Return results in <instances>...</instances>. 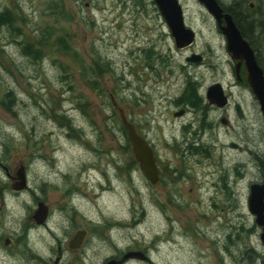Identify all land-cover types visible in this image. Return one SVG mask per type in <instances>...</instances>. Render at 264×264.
<instances>
[{
  "label": "rangeland",
  "instance_id": "1",
  "mask_svg": "<svg viewBox=\"0 0 264 264\" xmlns=\"http://www.w3.org/2000/svg\"><path fill=\"white\" fill-rule=\"evenodd\" d=\"M236 1L245 2L218 0L224 8ZM179 3L195 33L182 49L152 0H0V12L19 15L13 30L0 27V98L12 90L16 100L13 114L0 107V264H79V258L102 264L127 250L142 251L153 264H211L214 250L230 247L229 234L233 253L250 248L264 255L260 228L246 208L249 185L260 175L251 159L216 150L219 176L205 178L208 168L195 160L182 168L167 147L182 123L193 119V131L202 123L200 112L175 120L168 103L193 82L201 90L216 82L243 109V119L232 118L233 142L248 138L264 154V121L245 85L244 65L234 90L233 59L216 21L198 0ZM252 3L255 10L246 15L263 25L245 29L246 39L264 64V8ZM24 38L42 50L41 59L21 53L17 42ZM192 54L202 64L186 62ZM110 95L181 177L171 180L163 171L166 183L146 181ZM21 166L26 188L14 191ZM227 171L232 190L223 191L219 179L226 181ZM37 202L48 208L40 226L31 218ZM81 230L87 232L83 245L72 253L69 239Z\"/></svg>",
  "mask_w": 264,
  "mask_h": 264
},
{
  "label": "flooded vegetation",
  "instance_id": "2",
  "mask_svg": "<svg viewBox=\"0 0 264 264\" xmlns=\"http://www.w3.org/2000/svg\"><path fill=\"white\" fill-rule=\"evenodd\" d=\"M252 8V7H251ZM244 38V37H243ZM245 39V38H244ZM249 42V41H248ZM251 49L254 52L255 59L257 61V64L263 71L264 76V64L260 61L261 56L258 55L257 51L254 49V42L251 40L249 42ZM232 58V57H231ZM187 59V58H186ZM187 62V60H186ZM190 63V62H189ZM164 65V63H162ZM196 64H202V58L201 62ZM243 62L239 63L238 59L233 58V89L235 90L239 84L243 80ZM245 67V65H244ZM246 72V68H245ZM246 81V75L244 77ZM196 83L193 82L194 87L192 89H186L184 88L182 92L179 94V96L172 98L171 102H169V106L167 107L169 110H171V116L176 119H184L191 115H196V113L200 112V116L202 114V123L198 122L199 125L197 126V130L193 131L194 126V120L192 119L190 122L182 123L180 125V136L177 138L176 136H173L172 140L173 142L167 144L168 149L170 151H174L176 155H179L181 157V160L183 164L181 165L182 168L187 169L188 161L195 160L199 165L205 166V168H208L206 171L207 174H204V177H208L209 175L218 174L219 176V169L217 170V167H221L222 163L220 162V165H216L214 158H215V152L216 150H223V153H226V150H229L231 152L236 151L242 154H246L250 159L253 165L257 168L260 175L258 176V179L255 181V183L252 184H261L264 182V154L260 153L259 151H256L253 149L251 142L246 140L248 138L244 137L243 142H233V116L237 117L238 119L244 118V113L241 105L237 102V100L233 97L230 91L223 88V84L221 83H212L210 84L206 89L201 90L198 88ZM214 84H220L222 86L223 95L226 98V104L224 106H219L217 104H212L207 98L208 88ZM250 92L252 93L248 83L245 84ZM253 95V93H252ZM254 97V95H253ZM255 99V97H254ZM168 100V99H167ZM256 100V99H255ZM143 97L140 98L139 104L142 103ZM257 101V100H256ZM239 104L242 110V117L239 118L236 113V105ZM258 104V102H257ZM259 106V104H258ZM260 111V109H259ZM261 113V112H260ZM180 114V115H178ZM262 116V115H261ZM135 125V124H134ZM136 128V126H135ZM221 129H225V131H222ZM137 131V129H136ZM138 133V131H137ZM139 134V133H138ZM141 135V134H139ZM142 136V135H141ZM143 137V136H142ZM222 138H225L227 141H223ZM147 141V140H146ZM148 142V141H147ZM226 142V143H225ZM149 143V142H148ZM233 145H236V147H233ZM149 146L151 148L153 158L155 161V166L159 172L158 175V181L155 184L150 183L151 185H157L158 183H166L167 180L164 179L163 171H166L169 175L172 176L171 180L174 176L181 177L182 173L179 172L178 169L170 170L169 163L164 161L159 154V145L157 144H150ZM254 155L259 159V162L257 159H255ZM221 158V154H220ZM223 161V159H222ZM163 166V167H162ZM190 169V168H189ZM6 170V169H5ZM141 172V171H140ZM193 172H191L192 174ZM6 175L9 176L8 171L6 170ZM227 180L224 181L223 178L219 179V186L218 188L224 190H232V183H230V180L232 179V173L230 171L226 172ZM145 178V177H144ZM146 179V178H145ZM147 181V179H146ZM213 183H215V180L211 179ZM218 183V182H217ZM222 183V184H220ZM249 185V186H250ZM176 203V202H175ZM174 203V204H175ZM169 204H173V201H169ZM213 205H216L213 203ZM116 222H114L115 224ZM118 224V223H116ZM120 227V226H119ZM85 231V230H82ZM87 232L85 231V236ZM85 236L83 237L82 243L79 248H70L69 242H68V249L72 253H77L78 250L83 245ZM228 239L230 240V247L223 248V249H216L214 250L215 253H213V256L216 255L217 259L211 260V262H215V264H264V255H259L254 249L247 248L249 250H246L244 253H233L232 248V241H231V234H229ZM72 238V237H71ZM70 238V239H71ZM69 239V241H70ZM11 242V241H10ZM133 251H139L143 253L140 250H127L121 254L120 257L118 256H111L103 260L102 264H105L109 260L113 261H119L122 259V256L127 252H133ZM144 254V253H143ZM145 256V254H144ZM206 256V255H205ZM146 258L148 256H145ZM207 261H210V257L206 258ZM140 259H128L125 260L121 264H127L132 261H139ZM58 261V258L56 259ZM140 261H146L148 264H153L149 257L146 260H140ZM57 263V262H56ZM55 263V264H56ZM211 263V264H212ZM79 264H84L83 260L79 258ZM210 264V263H209Z\"/></svg>",
  "mask_w": 264,
  "mask_h": 264
},
{
  "label": "water",
  "instance_id": "3",
  "mask_svg": "<svg viewBox=\"0 0 264 264\" xmlns=\"http://www.w3.org/2000/svg\"><path fill=\"white\" fill-rule=\"evenodd\" d=\"M157 8L160 17L164 20L168 28L174 45L177 49L190 46L195 40V33L191 28L186 27L183 9L179 0H152ZM204 6L208 14L216 21L222 35L226 39V49L231 53L232 59H238L243 62L246 68V82L248 83L255 99L259 104V109L264 121V76L263 71L257 64L253 50L249 43L243 38L240 30L234 23L229 13H223L218 0H198ZM224 22V25H222ZM187 62L199 63L201 57L192 54ZM207 98L212 104L224 106L226 98L223 95L222 86L214 84L208 88ZM113 108L119 115L120 123L126 132V137L131 146L134 160L143 176L152 184L158 181L159 172L155 166V161L150 146L146 140L137 133L135 125L131 123L124 110L120 108L114 97L110 95ZM236 113L239 118L242 117V110L239 104L236 105ZM180 115V114H178ZM235 147V145H233ZM255 159H259L254 155ZM260 164V162H259ZM17 181L12 185L14 191H22L26 188V178L24 167L21 166L16 173ZM36 210L31 218L36 225H44L48 217V208L43 202H37ZM246 208L251 216L254 217V223L260 228V241L264 245V182L261 184H252L249 186V194L246 198ZM85 231H77L69 241L70 248H79ZM146 260L147 258L139 251L127 252L119 261L109 260L105 264H121L128 259Z\"/></svg>",
  "mask_w": 264,
  "mask_h": 264
},
{
  "label": "trees",
  "instance_id": "4",
  "mask_svg": "<svg viewBox=\"0 0 264 264\" xmlns=\"http://www.w3.org/2000/svg\"><path fill=\"white\" fill-rule=\"evenodd\" d=\"M244 1L245 2L243 4L240 1H236L235 6L233 4L231 7L229 6L226 8H224L225 6H223L220 3H219V5L224 8L225 12H227L231 15L234 23L236 24V26L240 30L242 36L244 38H247L248 36L246 35L245 29L251 30L252 26L259 28V27H261V25H263L262 23L261 24L257 23L258 26L255 25L254 23H252L254 21L250 20V18L246 15V13L255 10V9L251 8L250 4L252 2H257L258 6L261 9H263L264 8V0H244ZM63 6L64 5L61 4L60 7L63 9ZM53 7H54V9H58V6H53ZM55 11H59V9L55 10ZM17 17H19V15L16 11L12 13L8 9H5L4 11L0 12V27L5 26V27H9V29L13 30L17 24L16 23ZM42 35H43V33H42ZM51 35L52 34H50L49 36H51ZM24 39H25V43L17 42L18 44L22 45L21 46V53L24 56L30 57L34 60L41 59L42 55H43L42 50L39 48H35L34 43L32 41H26V38H24ZM13 41L16 42L15 40H13ZM1 50L3 51V49H1ZM146 52H148V53H144L146 55L145 57L147 58V61L150 63L153 61L152 56H151V50H148ZM192 88L193 87L191 85H189L188 89L190 90ZM15 104H16V100H15V95H14L13 91L8 90V91L4 92L2 97L0 98L1 109H3L7 113L13 114L12 108L14 107ZM51 111H52L53 117L56 119H59L61 122L64 123V125H67V122L69 123V119L64 114H59L58 112H55L54 110H51ZM122 130H123V128H122Z\"/></svg>",
  "mask_w": 264,
  "mask_h": 264
},
{
  "label": "bare ground",
  "instance_id": "5",
  "mask_svg": "<svg viewBox=\"0 0 264 264\" xmlns=\"http://www.w3.org/2000/svg\"><path fill=\"white\" fill-rule=\"evenodd\" d=\"M251 5V7H255V3H251L250 4ZM221 8L223 9V13H227V12H225V10H224V8L221 6ZM223 23V22H222ZM245 40L248 42V40L245 38ZM249 43V42H248ZM250 45V44H249ZM144 138V137H143ZM145 139V138H144ZM146 140V139H145ZM147 142V141H146ZM148 143V142H147ZM148 145H149V143H148ZM235 147H236V145H235Z\"/></svg>",
  "mask_w": 264,
  "mask_h": 264
}]
</instances>
